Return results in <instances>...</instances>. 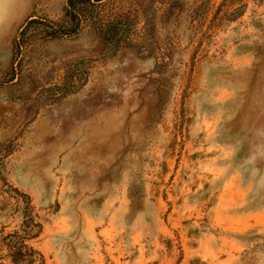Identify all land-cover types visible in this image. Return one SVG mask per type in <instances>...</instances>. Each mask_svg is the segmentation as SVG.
Returning <instances> with one entry per match:
<instances>
[{"label": "rangeland", "instance_id": "rangeland-1", "mask_svg": "<svg viewBox=\"0 0 264 264\" xmlns=\"http://www.w3.org/2000/svg\"><path fill=\"white\" fill-rule=\"evenodd\" d=\"M66 5L0 0V264L24 195L46 264H264V0Z\"/></svg>", "mask_w": 264, "mask_h": 264}, {"label": "trees", "instance_id": "trees-1", "mask_svg": "<svg viewBox=\"0 0 264 264\" xmlns=\"http://www.w3.org/2000/svg\"><path fill=\"white\" fill-rule=\"evenodd\" d=\"M104 0H67L66 17L71 21L70 25H60L56 23H47L45 32L53 37H62L65 35H73L79 33L85 24H89L96 30L100 40L103 43H119L121 40L129 36L128 30L124 29L121 22L113 21L108 24H103L99 17V7ZM40 21L35 18H30L21 31V38L14 40V51L16 56L22 52V39L27 35L33 25ZM42 22V21H41ZM34 27V26H33ZM65 93L69 91H64ZM29 201L26 205L25 216V232L15 231L8 234L6 238V246L10 252L11 260L14 264L19 261H26L28 264H46L45 255L37 250L29 241L40 235L42 224L37 222L31 212L32 201L28 195H24ZM36 228L37 232L29 234L27 230Z\"/></svg>", "mask_w": 264, "mask_h": 264}, {"label": "crops", "instance_id": "crops-1", "mask_svg": "<svg viewBox=\"0 0 264 264\" xmlns=\"http://www.w3.org/2000/svg\"><path fill=\"white\" fill-rule=\"evenodd\" d=\"M224 262H225V261L223 260V262H222L221 264H225Z\"/></svg>", "mask_w": 264, "mask_h": 264}]
</instances>
